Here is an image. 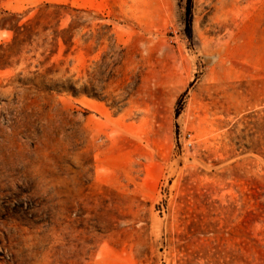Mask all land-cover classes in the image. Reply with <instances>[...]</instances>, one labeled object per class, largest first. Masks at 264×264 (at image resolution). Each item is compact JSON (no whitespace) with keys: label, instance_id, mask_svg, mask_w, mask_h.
<instances>
[{"label":"rangeland","instance_id":"1","mask_svg":"<svg viewBox=\"0 0 264 264\" xmlns=\"http://www.w3.org/2000/svg\"><path fill=\"white\" fill-rule=\"evenodd\" d=\"M42 3L72 91L0 70V264H264V0Z\"/></svg>","mask_w":264,"mask_h":264},{"label":"trees","instance_id":"2","mask_svg":"<svg viewBox=\"0 0 264 264\" xmlns=\"http://www.w3.org/2000/svg\"><path fill=\"white\" fill-rule=\"evenodd\" d=\"M1 1V0H0ZM65 5L42 3L23 12H11L0 8V32L9 34V40L0 44V70L10 69L26 62V68H34L31 78L18 79L24 87H45L48 91H72L59 80L45 84L47 77L57 76L54 63L44 68L56 56L59 45L66 55L73 46L74 20L67 28H60L65 18ZM42 71V72H41Z\"/></svg>","mask_w":264,"mask_h":264}]
</instances>
